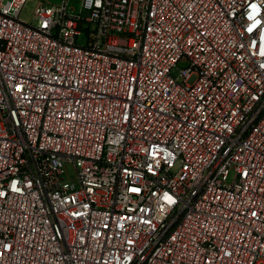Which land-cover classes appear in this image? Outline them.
Listing matches in <instances>:
<instances>
[{
  "label": "built area",
  "instance_id": "obj_1",
  "mask_svg": "<svg viewBox=\"0 0 264 264\" xmlns=\"http://www.w3.org/2000/svg\"><path fill=\"white\" fill-rule=\"evenodd\" d=\"M28 1L0 0V264H264V0Z\"/></svg>",
  "mask_w": 264,
  "mask_h": 264
},
{
  "label": "rangeland",
  "instance_id": "obj_2",
  "mask_svg": "<svg viewBox=\"0 0 264 264\" xmlns=\"http://www.w3.org/2000/svg\"><path fill=\"white\" fill-rule=\"evenodd\" d=\"M53 2L59 3L62 0H52ZM37 0H29L25 7L24 10L21 13V17L25 19L26 21H30L32 17L33 10L35 8ZM68 6L71 10H73V13L78 14L81 13L82 15L87 14V9L83 7L82 0H69ZM182 66L184 64H181ZM68 171L72 177L75 176V170L72 167V165L68 166Z\"/></svg>",
  "mask_w": 264,
  "mask_h": 264
}]
</instances>
